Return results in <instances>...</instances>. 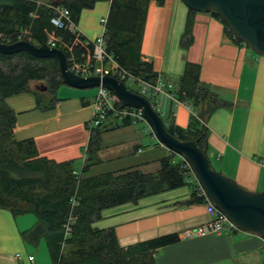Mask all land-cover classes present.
<instances>
[{"label": "crops", "instance_id": "obj_1", "mask_svg": "<svg viewBox=\"0 0 264 264\" xmlns=\"http://www.w3.org/2000/svg\"><path fill=\"white\" fill-rule=\"evenodd\" d=\"M34 1L45 6L60 2ZM97 6L100 14L95 25H87L84 13L93 12ZM107 10V1L82 10L73 25L78 36L85 41L97 37L101 31L99 20L105 18ZM186 16L187 8L181 0H162L160 4L150 0L140 37L139 61L150 64L155 79L170 84L173 93L181 84L186 66L196 65L198 82L223 105L199 119L202 106H195L197 114L192 116V108L186 102H178L171 92L172 98L156 96L154 111L163 116V121L181 129L188 127L190 121L198 126L201 123L206 129L205 155L210 167L246 191H263L264 167L259 160L264 156V56L231 42L220 22L209 13L195 12L190 40L184 38ZM34 83L30 82L29 87L39 93V105L32 92L7 97L4 102L15 114L14 139L32 140L39 156L55 162L71 161L77 174L84 167L83 176L95 177L132 169L152 173L158 169L159 160L171 154L161 144L152 146L151 138L142 139L147 134L137 125L123 126L111 117L97 129V147L88 152L87 122L96 88L77 90L60 85L52 96L46 89H37ZM52 98V106L46 107ZM178 160L175 155L172 161ZM185 176L186 186L103 209L92 227L112 229L121 248L175 235L177 241L154 251L152 264H261L264 240L254 234L226 229L218 235L190 234L210 218L205 214L204 201L184 205L194 184L191 174L185 172ZM196 193L202 194L198 188ZM3 215L10 221L0 212ZM35 246L45 248L41 239ZM27 256L32 257L31 262ZM12 261L0 264H42L40 260L36 263L29 253L16 263Z\"/></svg>", "mask_w": 264, "mask_h": 264}, {"label": "trees", "instance_id": "obj_2", "mask_svg": "<svg viewBox=\"0 0 264 264\" xmlns=\"http://www.w3.org/2000/svg\"><path fill=\"white\" fill-rule=\"evenodd\" d=\"M106 1L104 50L119 67L144 81L154 82L151 65L139 61L138 54L150 0H60L51 6L67 10L70 23L76 26L82 10ZM154 1L162 3V0ZM52 13L50 6L38 5L34 0H0V42L10 44L21 38L37 46L47 44V37L52 35L70 47L67 53L60 43L54 45L64 53L67 63L70 54L82 61L91 50L90 43L78 36L77 44H73L75 36L69 30L54 28L49 23ZM194 13L187 8L183 37L188 40ZM208 13L220 22L231 42L242 44L216 14ZM24 32L27 34L22 35ZM197 69L196 65L188 64L178 89L171 92L178 102H186L192 108V116L197 114L193 108L202 106L198 113L202 119L223 103L198 82ZM42 81L52 96L62 85L55 60L35 58L25 52L0 54V209L14 218L25 214L35 217L33 226L22 236L32 245L43 239L52 264H152L154 251L177 241L175 235L121 248L112 229L93 228L92 223L99 219L103 209L135 203L143 197L188 185L185 169L181 168L182 159L172 161L175 155L171 153L159 160L158 169L152 173L132 169L85 177V168L77 174L71 161L55 162L39 156L32 140L14 139L15 114L4 99L32 92L39 105L38 93L30 89L29 83ZM53 101L52 98L46 107L50 108ZM161 121L166 132L177 140H197V146L205 154L206 129L201 123L198 126L190 121L188 127L181 129ZM119 122L123 126L131 125L127 119ZM99 127L88 132V152L97 147ZM197 187L194 179L192 194L184 205L205 200L203 194L197 195Z\"/></svg>", "mask_w": 264, "mask_h": 264}, {"label": "water", "instance_id": "obj_3", "mask_svg": "<svg viewBox=\"0 0 264 264\" xmlns=\"http://www.w3.org/2000/svg\"><path fill=\"white\" fill-rule=\"evenodd\" d=\"M194 12L216 14L235 38L259 56H264V0H181ZM25 52L35 58L53 59L57 63L61 84L84 90L104 87L118 100L120 108L139 109L159 144L182 158L205 200L211 203L236 230L254 234L264 240V190L249 192L214 171L197 140L179 141L164 129L159 115L149 102L126 88L113 76H79L68 70L64 53L46 44L33 45L26 40L10 44L0 42V54ZM45 90L44 86L40 87Z\"/></svg>", "mask_w": 264, "mask_h": 264}, {"label": "built area", "instance_id": "obj_4", "mask_svg": "<svg viewBox=\"0 0 264 264\" xmlns=\"http://www.w3.org/2000/svg\"><path fill=\"white\" fill-rule=\"evenodd\" d=\"M50 7L53 10V13L49 19V23L54 28L69 30V32L75 36L73 44H77L78 33L68 19L67 10L61 7ZM99 24L101 28L99 35L91 41H88V43L91 45V50L87 52L85 58H83L82 61L77 60L75 56L70 54L67 63L68 70L79 76H115L116 79L123 83L128 82L129 84L136 86V94L145 98L154 110L155 107L153 106V102H155L157 95L164 94L172 98L170 84H163L159 79H155L154 82L144 81L119 67L113 61L111 56L108 55L104 50L103 33L105 31V19H100ZM25 34L27 33L24 32L22 35ZM50 36L52 37V35H49L48 37ZM19 40H21V38ZM58 43H60L61 49L64 48L67 53H70L69 46L62 44L59 41ZM90 106L92 112L90 119L87 122L88 132L101 126V124L108 117L118 121L127 119L131 125L145 122L139 109H134L131 107L120 108L118 100L110 91L104 89L102 86L96 87V92L91 100ZM143 132L147 134L146 129H143ZM150 132L152 133L151 129ZM259 164L264 167V156L261 158V160H259ZM181 168L185 169L186 174L192 175L188 164L183 159ZM197 188L199 191H201L199 186ZM204 206L205 214L210 219L198 230L190 233L191 235H203L206 233L218 235L225 229L236 230L234 226L211 203L204 200ZM14 259L19 260L20 255L15 254ZM26 260L31 262L32 257L27 256ZM261 264H264V258Z\"/></svg>", "mask_w": 264, "mask_h": 264}, {"label": "rangeland", "instance_id": "obj_5", "mask_svg": "<svg viewBox=\"0 0 264 264\" xmlns=\"http://www.w3.org/2000/svg\"><path fill=\"white\" fill-rule=\"evenodd\" d=\"M99 14H100L99 6H97L96 9L91 13L85 12L84 16H83V19H85L84 22L87 25L89 24L90 26L95 25ZM55 44H58L57 39H55L51 36L47 38V44L46 45H48L50 47H55L54 46ZM34 85H36V88L39 89L41 86L45 87L46 83L44 81L35 82ZM124 85L130 91H132L134 93L137 92L136 86L131 85L128 82H125ZM45 89H46V87H45ZM91 89L95 90V88H91ZM91 89H88V90H91ZM38 95H39V93H38ZM160 117H162V119H164L163 116H160ZM135 125L138 126V130H140L141 132H143V129H146L147 135H145V136L142 135L143 136L142 139L151 138V145L152 146L154 144L158 145V146L160 145L158 143V141L156 140V138L153 136V134L150 132V128L145 122L144 123L141 122V123H138ZM143 148H144V146H143ZM161 148L165 149L164 146H162ZM0 212H3V214H6V216L10 220V221H7L6 218L4 217V215L0 216V263H4L5 260H9V261L13 260L12 262L16 263L14 258H13L15 254H19L20 257L24 255V257H25V255L27 253H29L35 258L36 263L39 262V260H40L42 262V264H51L45 248L42 249V247H40V246L36 247L35 245L29 244L25 240L26 238H23V236H22L24 231L29 230L33 226V224L35 222V217L32 214H25V215H20V216L13 218L8 213V211L0 209ZM14 234H16V236L19 238L18 240H20V242L22 244V247H23L22 249H21V247H19L20 245L17 244V242L14 240V237H15ZM41 240H42L43 246H45L43 239H41Z\"/></svg>", "mask_w": 264, "mask_h": 264}, {"label": "bare ground", "instance_id": "obj_6", "mask_svg": "<svg viewBox=\"0 0 264 264\" xmlns=\"http://www.w3.org/2000/svg\"><path fill=\"white\" fill-rule=\"evenodd\" d=\"M113 77H115V76H113ZM116 78V77H115ZM104 88V87H103ZM105 89V88H104ZM107 90V89H106Z\"/></svg>", "mask_w": 264, "mask_h": 264}]
</instances>
